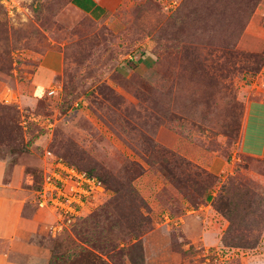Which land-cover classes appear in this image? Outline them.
<instances>
[{"label":"rangeland","instance_id":"obj_1","mask_svg":"<svg viewBox=\"0 0 264 264\" xmlns=\"http://www.w3.org/2000/svg\"><path fill=\"white\" fill-rule=\"evenodd\" d=\"M69 1L0 0V161L55 227L29 264H264V158L204 124L214 78L258 86L264 45L242 42L264 0H119L101 49ZM71 171L94 179L85 198ZM57 186L83 206L53 208Z\"/></svg>","mask_w":264,"mask_h":264},{"label":"crops","instance_id":"obj_2","mask_svg":"<svg viewBox=\"0 0 264 264\" xmlns=\"http://www.w3.org/2000/svg\"><path fill=\"white\" fill-rule=\"evenodd\" d=\"M118 2L119 0H70L59 16L66 22L81 16L90 17L99 25L96 32L98 37L91 46L107 48L112 42L111 31L115 32L117 27L109 24L108 12ZM250 28L255 31L251 32L248 30ZM245 33L242 42L244 48H263L264 34L261 27L251 22ZM63 66L60 58L59 68L55 70L45 66L43 75L53 76ZM256 83L258 86L255 90L240 75L214 78L212 101L204 124L208 129L235 141L243 153L264 158V65ZM19 99L24 104L33 100L28 96H20ZM197 156L198 162L205 166L210 163V168H214L213 161L206 156ZM22 179L21 170L14 169L12 173H8L5 164L0 161V264H29L32 257L48 259L50 255L49 248L55 233L54 223L42 222L39 209L28 203L25 197H18L17 194L22 190ZM150 235L154 240L160 237L156 233ZM150 242L148 241L147 251L161 262L162 256L168 253L163 239L158 246Z\"/></svg>","mask_w":264,"mask_h":264},{"label":"built area","instance_id":"obj_3","mask_svg":"<svg viewBox=\"0 0 264 264\" xmlns=\"http://www.w3.org/2000/svg\"><path fill=\"white\" fill-rule=\"evenodd\" d=\"M72 176L76 178V181L78 183L86 185V188L82 190L84 193V194H82L83 195L82 197L85 198V196H86L85 192L90 193L93 190L92 187L95 186L94 179L87 177V176H84V175H82V177L79 178L78 175L74 174L73 172H72ZM90 187H91V189H90ZM60 188H61V186L54 187L53 191H55V192H52L50 200H48V202H50V204L53 208L59 206L60 208H66L69 211H76V208H74L73 205H75L76 207L83 206L84 200L82 199V197H78V199L81 202L78 204H75L78 202L77 201L78 199L74 198V200H73L75 202L74 203V202L70 201V199L67 200V199L63 198L62 194L60 192ZM48 202L45 199H43L40 204H41V206H46L48 204ZM72 203H74V204H72Z\"/></svg>","mask_w":264,"mask_h":264}]
</instances>
